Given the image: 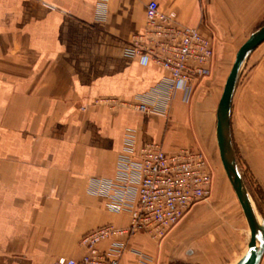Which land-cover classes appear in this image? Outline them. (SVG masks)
<instances>
[{"label": "crops", "instance_id": "1", "mask_svg": "<svg viewBox=\"0 0 264 264\" xmlns=\"http://www.w3.org/2000/svg\"><path fill=\"white\" fill-rule=\"evenodd\" d=\"M150 1L198 28L217 52L264 22V0H0V264L78 260L84 234L127 227L128 214L111 209L118 190L109 185L130 138L168 153L197 148L210 160L213 145L218 149L216 122L206 129L188 105L214 101L215 61L212 76L190 95L175 93L167 115L128 105L163 103L166 72L126 55L146 28ZM231 130L238 157L264 190V43L243 71ZM176 229L160 245L143 233L126 240L120 264H203L180 253ZM248 242L249 232L231 264Z\"/></svg>", "mask_w": 264, "mask_h": 264}, {"label": "built area", "instance_id": "2", "mask_svg": "<svg viewBox=\"0 0 264 264\" xmlns=\"http://www.w3.org/2000/svg\"><path fill=\"white\" fill-rule=\"evenodd\" d=\"M146 28L133 36L126 55L152 62L167 74L160 94L163 103H128L141 113L160 110L167 115L177 91L191 94L212 76L215 61L213 40L198 28L182 26L175 12H164L156 1L146 5ZM160 104V105H159ZM118 160V179L109 186L118 190L112 202L114 212L126 213L127 227L105 225L84 234L81 259L59 258L55 264H120L126 240L143 233L161 244L198 204L212 195L214 173L205 153L197 148L166 152L161 144L138 146L130 138ZM115 238L108 249L101 244ZM144 262L151 259L142 256Z\"/></svg>", "mask_w": 264, "mask_h": 264}, {"label": "rangeland", "instance_id": "3", "mask_svg": "<svg viewBox=\"0 0 264 264\" xmlns=\"http://www.w3.org/2000/svg\"><path fill=\"white\" fill-rule=\"evenodd\" d=\"M261 25H264V22ZM250 35L245 38L231 37L228 40L229 45L226 47L229 50L215 51L218 88L217 91L215 90L214 101L206 99L200 107L195 106L194 100L188 104L195 111H200L202 126L206 129L210 127L211 121L214 124L216 122L215 111L226 79L239 48ZM234 149L246 187L264 217V190L259 182L254 180L255 176L249 166L245 164L242 158L238 157L239 150H236L235 146ZM210 154L212 156L209 161L214 173L212 195L208 201L195 206L179 223L171 236L176 241V247L181 251V254L192 252L191 257H197L203 264H231L236 258L234 253H236L237 244L243 243V240L247 239L249 229L237 197L223 169L216 145L215 147L213 145V153ZM243 250L239 256L242 255Z\"/></svg>", "mask_w": 264, "mask_h": 264}, {"label": "water", "instance_id": "4", "mask_svg": "<svg viewBox=\"0 0 264 264\" xmlns=\"http://www.w3.org/2000/svg\"><path fill=\"white\" fill-rule=\"evenodd\" d=\"M264 43V25L255 29L239 48L216 109V141L220 160L244 214L248 229L247 250L236 264H261L264 257V217L248 191L234 149L231 118L233 101L251 55ZM171 264H180L178 261Z\"/></svg>", "mask_w": 264, "mask_h": 264}]
</instances>
